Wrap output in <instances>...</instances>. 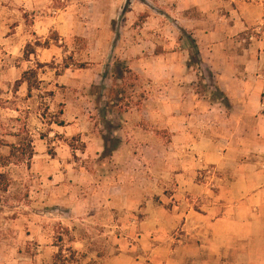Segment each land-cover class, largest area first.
Listing matches in <instances>:
<instances>
[{"label": "rangeland", "instance_id": "rangeland-1", "mask_svg": "<svg viewBox=\"0 0 264 264\" xmlns=\"http://www.w3.org/2000/svg\"><path fill=\"white\" fill-rule=\"evenodd\" d=\"M232 7L0 0V264H107L149 249L167 264L228 216L251 236L214 264H261V190L230 205L236 171L193 149L216 123L193 111L229 107L201 53L242 36Z\"/></svg>", "mask_w": 264, "mask_h": 264}, {"label": "crops", "instance_id": "crops-1", "mask_svg": "<svg viewBox=\"0 0 264 264\" xmlns=\"http://www.w3.org/2000/svg\"><path fill=\"white\" fill-rule=\"evenodd\" d=\"M232 3L236 4L235 8L232 7L236 20L233 34L242 36L228 41H205L201 53L219 90L229 100V108L216 103L205 112L193 111L196 117L201 114L202 117L213 116L216 122L210 127V134H200L193 149L205 165L236 171V179L228 185L230 197L226 200L230 205L252 195L255 189L261 190L258 201L264 213V0H232ZM253 33L256 37L251 36ZM186 77L188 82L190 76ZM186 104L190 105V102ZM210 110L220 115L215 113L214 116ZM253 155L259 156L262 168L254 161L247 164L246 159ZM184 216L188 220L193 218L191 214ZM262 219L264 221V215ZM262 226L264 230V222ZM225 228L228 232L223 230ZM237 228L230 216L228 222L208 225L205 231L198 233L211 242L182 245L172 252H183V256L172 255L167 264H214L219 253L235 251L238 245H243L239 242L251 236L237 232ZM260 237L259 249L264 255V232ZM149 250L143 252L146 257L120 253L102 260L107 264H156V250ZM261 260L264 264V256Z\"/></svg>", "mask_w": 264, "mask_h": 264}, {"label": "trees", "instance_id": "trees-1", "mask_svg": "<svg viewBox=\"0 0 264 264\" xmlns=\"http://www.w3.org/2000/svg\"><path fill=\"white\" fill-rule=\"evenodd\" d=\"M32 54H34V53H32ZM113 78H114V80H117L118 81L119 79H122V76L118 74V75H114ZM217 91L219 92V89H217ZM33 156H34V154H33L32 150L30 152L29 151H23V154H21L18 157V161L17 162H24L27 158L28 159L29 158L31 159V158H33ZM7 165H8V162L6 161V159L0 157V166H7ZM0 183H3V184L4 183H7L6 176L3 175V174H0Z\"/></svg>", "mask_w": 264, "mask_h": 264}]
</instances>
